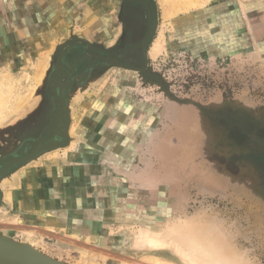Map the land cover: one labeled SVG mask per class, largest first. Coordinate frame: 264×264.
<instances>
[{"label": "rangeland", "instance_id": "rangeland-1", "mask_svg": "<svg viewBox=\"0 0 264 264\" xmlns=\"http://www.w3.org/2000/svg\"><path fill=\"white\" fill-rule=\"evenodd\" d=\"M138 1L0 0V241L62 264H193L175 233L203 226L264 264V0L171 18Z\"/></svg>", "mask_w": 264, "mask_h": 264}, {"label": "bare ground", "instance_id": "bare-ground-1", "mask_svg": "<svg viewBox=\"0 0 264 264\" xmlns=\"http://www.w3.org/2000/svg\"><path fill=\"white\" fill-rule=\"evenodd\" d=\"M208 1L209 0H164V15L166 18H171L177 12L187 11L190 8L192 9V8L204 6ZM163 45H164V39L158 38L157 41L155 42L154 47H152V54L159 52L163 47ZM190 226L191 225H189L186 228L185 227L183 228L182 226L181 231L179 230L180 229L179 228L177 230V233H175L177 236H179V237L175 236L176 243L179 248L178 251H180V253L179 252L178 253L186 257V260H190V262H194L197 264H242L237 257L228 253V251L224 250L225 248L223 249L221 244L223 239L221 238L219 232L207 234L205 231L208 228L204 230L205 227L199 226L202 228L194 229L193 227ZM208 230L210 231V229ZM168 233H165V235ZM158 235L160 234L153 231L152 232L148 231L147 229H141L138 233L135 234L136 240L140 241V243L141 241L144 243H149L150 246L155 249L163 247V245L165 244L162 238H160ZM9 250H11V252L13 250L17 251L21 255H31L18 249H9ZM35 259L38 260V262L40 263L42 261V264H50L45 260H41V258L39 257H36Z\"/></svg>", "mask_w": 264, "mask_h": 264}, {"label": "water", "instance_id": "water-1", "mask_svg": "<svg viewBox=\"0 0 264 264\" xmlns=\"http://www.w3.org/2000/svg\"><path fill=\"white\" fill-rule=\"evenodd\" d=\"M145 40V39H144ZM9 249H18L31 255H21L17 251H12ZM39 257L41 260H45L50 264H62L61 262L55 261L49 257L44 256L40 252L33 249L29 244H12L0 241V261L7 262L9 264H42L38 262L35 258Z\"/></svg>", "mask_w": 264, "mask_h": 264}, {"label": "flooded vegetation", "instance_id": "flooded-vegetation-1", "mask_svg": "<svg viewBox=\"0 0 264 264\" xmlns=\"http://www.w3.org/2000/svg\"><path fill=\"white\" fill-rule=\"evenodd\" d=\"M133 0H127V2L129 3V4H132L131 2H132ZM140 1V2H139ZM138 2H136V3H134V4H137V5H139V6H141V4H143L144 6H146L147 8H148V2H146V1H144V0H139ZM148 4V5H147ZM119 15H121V19H122V21H123V28L121 29L122 31V33L124 34V38H129L128 37V33L130 32V30L132 29H130V27H133V29L135 28V23L133 22V25H132V23L131 24H129L128 25V23H127V21H130L129 20V18H133V20H134V17H136V15H134L133 13H131L130 12V17H128L129 16V12L128 11H126L125 10V8L124 7H121V12H120V14ZM153 24V23H152ZM135 25V26H134ZM116 33H117V30L115 31V33L114 34H112L111 36H107V37H109V38H112V36H115L116 35ZM101 37H103V35H100ZM141 68V67H140Z\"/></svg>", "mask_w": 264, "mask_h": 264}]
</instances>
